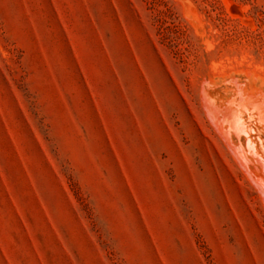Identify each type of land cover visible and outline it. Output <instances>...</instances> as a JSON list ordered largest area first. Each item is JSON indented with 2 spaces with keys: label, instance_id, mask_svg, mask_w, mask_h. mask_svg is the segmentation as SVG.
<instances>
[{
  "label": "rangeland",
  "instance_id": "rangeland-1",
  "mask_svg": "<svg viewBox=\"0 0 264 264\" xmlns=\"http://www.w3.org/2000/svg\"><path fill=\"white\" fill-rule=\"evenodd\" d=\"M0 264H264V0H0Z\"/></svg>",
  "mask_w": 264,
  "mask_h": 264
}]
</instances>
